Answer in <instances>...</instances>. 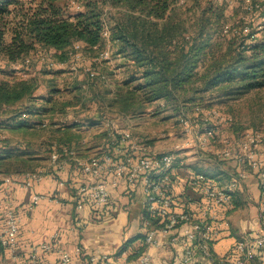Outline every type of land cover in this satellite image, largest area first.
Returning a JSON list of instances; mask_svg holds the SVG:
<instances>
[{
	"label": "trees",
	"instance_id": "trees-1",
	"mask_svg": "<svg viewBox=\"0 0 264 264\" xmlns=\"http://www.w3.org/2000/svg\"><path fill=\"white\" fill-rule=\"evenodd\" d=\"M179 2L180 0H0V55L7 66L21 63V67H27L24 60L31 52L53 50L55 61L64 64L70 59L72 53L69 48L74 44H81L82 55L90 58H98L108 45L110 60L97 61L94 71L99 77L89 79L94 92L89 101L96 102L97 112L101 114L108 110L119 115L138 117L155 106L158 113L171 108L177 111L179 117L188 108L192 112L196 107L203 111L209 110L201 107L208 97L219 104L264 89V17L258 31L251 29L250 34L244 35L243 21H240L238 31L230 29L231 32L227 34L224 31L227 26L224 23L223 3L214 1L202 7L200 0ZM9 17L16 20L17 27L11 40L5 42L6 20ZM186 24H191L192 33L188 31ZM104 33L108 34V38L104 37ZM226 35L232 38L234 50L229 48V51L221 54L216 42L221 37L228 38ZM110 61L117 63L113 68L104 67ZM116 70L121 78L116 77ZM48 73L52 74L53 81H48L45 96L35 95L38 84L34 80L0 81V115L10 113L9 117L0 122L1 133L3 130L46 128L49 125H46V121L52 123L55 115L58 117L64 114L67 107L79 103L86 105L79 96L78 86L65 89L78 93L73 100L61 101L64 92L54 82L63 73L59 70ZM232 125L233 121L227 128ZM79 127L78 124L64 125L51 130L52 140L46 151L47 158L56 152L60 160L64 159V148L77 155L72 147L76 146L79 138L73 132L78 131ZM1 133L2 177L35 173L44 168L42 162L47 158L33 157L26 151L11 148L10 142L1 138ZM108 135L109 131L103 133L101 138L110 146ZM72 142H75L74 146L70 145ZM140 143L147 146L150 144L149 141ZM182 160L179 153H173L172 168L178 167ZM216 162L220 165L224 163ZM191 169L193 175L204 176L220 185L231 179L217 171L205 173L199 168ZM244 171L246 172L245 169ZM77 173L80 174L78 171ZM220 176L222 178L218 180ZM258 182L262 202L264 180ZM186 188L197 193L189 181ZM232 195L233 205L228 212L236 208L235 194ZM142 208V222L149 223L148 229L162 227L164 219L150 216ZM146 231L141 226L140 233L120 247L117 255L126 254V263L136 264L146 253ZM236 243L232 246L226 263L214 256L211 261L202 257L198 259L209 264H233ZM1 250L5 251L0 245ZM262 250L255 249L252 260Z\"/></svg>",
	"mask_w": 264,
	"mask_h": 264
},
{
	"label": "crops",
	"instance_id": "crops-1",
	"mask_svg": "<svg viewBox=\"0 0 264 264\" xmlns=\"http://www.w3.org/2000/svg\"><path fill=\"white\" fill-rule=\"evenodd\" d=\"M116 63V61H110L104 67L113 68ZM116 72L119 73L117 70ZM119 76L121 75L118 74L116 77L119 78ZM71 86L72 83H69L65 89H70ZM111 90H113L112 86ZM80 106L82 105L67 107L65 115ZM89 112H91V116L86 121L85 119H74L78 125L87 122L86 126L84 125L85 134L89 133L86 142L84 139L82 144V140L79 138V133H82L80 132L81 127L78 131L73 132V135L79 139L76 146L72 148L77 152L76 156L82 159L93 156L104 147H108L101 135L114 130L127 133L132 140L137 142L149 141L150 149L155 152L176 153L173 144L168 142L164 144L152 143L150 138L144 136L145 134L138 136L132 134L134 128H131L130 124L136 119H143L146 115L132 117L114 114L108 110L101 114L97 112V104L94 101H89ZM148 112L149 110H146V113ZM111 117L114 118L111 119ZM66 119L73 118L69 115L64 116L63 120L58 121L57 119V122L52 123V127L58 126L59 129L64 125L67 126ZM6 131H12L17 135V133L28 130ZM148 135L154 136L155 134L151 132ZM171 136V132L161 135V137L169 138ZM14 137V135L8 136V138H12V140L8 139L9 142L14 144L18 141L20 143L16 144V147L10 144L11 148L26 151L33 157L44 158L43 155L31 153L25 148L28 146L29 140L13 139ZM90 141H98V144L96 146L90 145ZM221 141L222 138L217 133L211 142L220 144ZM21 144L23 145L21 146ZM74 144L75 142H72L70 145L74 146ZM111 154L115 155L117 159H120L122 155L117 150L111 151ZM256 154L257 158L264 162V146H260ZM179 155L183 160L178 167L172 169L171 194L174 200L172 210L174 212H189L194 219L199 215L200 203L198 194L186 188L187 181L193 175L191 166L200 170L201 165L210 162L211 170L223 173L229 178L234 177L237 171L241 169H245L249 174L245 180L238 183L237 189L233 193L235 194L236 204L234 206L236 205V208L224 215L219 214V219L226 222L227 226L221 225L212 242L211 251L216 259L226 263L231 248L236 242L253 241L264 237V205L260 202L259 182L254 175L250 174L249 168L240 167L234 161L222 162L220 165L207 154L191 149L184 150ZM48 160L49 158L46 159V161ZM190 160L192 163H189ZM46 161L42 162L44 168L47 164ZM50 171L52 173L44 175L29 189H25L21 185L23 182L22 175H18L17 178L15 175H11V181L7 183L0 181V220H2V212L9 209L14 211L18 219L15 248L12 252L0 251V264H65L61 260L62 255H72L76 248H80L81 255L72 257L69 264H86V260L91 254L108 256L110 264H128L125 261L126 254L119 256L117 253L125 242L141 231L143 219L142 185L138 184L134 189L128 190L123 183H120L116 187L109 188V201L100 210L91 211L86 205L81 210H77L76 189L83 185L93 184L96 180L88 179L77 173L70 164L65 166L64 171L56 172L55 169ZM220 178L222 176L217 179ZM102 179L109 182L112 177L103 176ZM60 181L65 182L63 187L59 186ZM34 195L40 196V198L33 204L32 197ZM172 234L180 235L179 229L173 231ZM158 240L161 242V246L158 248L148 247L145 253L149 256L151 264H179L184 242L171 245L167 238L158 237ZM45 244L51 246L50 252L40 250V247ZM198 260L200 264H209L202 259ZM247 264H264V248L255 260Z\"/></svg>",
	"mask_w": 264,
	"mask_h": 264
},
{
	"label": "built area",
	"instance_id": "built-area-1",
	"mask_svg": "<svg viewBox=\"0 0 264 264\" xmlns=\"http://www.w3.org/2000/svg\"><path fill=\"white\" fill-rule=\"evenodd\" d=\"M243 1L246 13L259 9L253 0ZM179 3H183V0H180ZM241 20L243 21L242 18ZM250 32L249 26L245 24L242 33L248 35ZM104 37L108 38V34L104 33ZM76 45L73 47L80 52L82 45ZM106 48L96 58L97 60H110L108 57L110 47L107 45ZM76 53L74 51L73 55ZM27 62V60L24 61V63ZM62 64L56 62L52 67L61 70ZM86 76L88 80L99 77L91 68L86 69ZM193 113L196 119L188 118L183 112L179 116L178 126L183 144L178 152L191 149L201 151L216 161H234L240 167L247 166L250 174L254 175L256 179L264 180V162L260 161L256 154L259 147L264 146V136L252 133L246 134L238 140L226 138L221 141L222 148L213 151L211 148L209 149V142L219 130L227 128L232 123V119L216 110L205 112L199 107H196ZM108 136L111 141L110 146L104 147L92 157L82 159L76 157L73 151L64 148L62 150L65 154L64 159L60 160V156L56 152H53L49 158L47 168L50 170L55 169L56 172H60L67 164L71 163L81 175L96 180L93 184L83 185L76 189V209L81 210L86 205L91 211L100 210L109 201L110 187H116L123 183L128 190H131L140 184L143 192L142 206L146 213L164 219L161 224L162 227L159 229H148L149 223L147 221L142 222V228L147 230L145 239L147 246L160 247L161 242L158 237L167 238L171 245H178L182 241L184 245L179 259L180 264H199L197 260L199 256L211 261L213 256L211 243L217 236L221 225L227 226L226 222L219 219V214L224 215L232 209V194L237 189L238 183L245 180L249 174L244 170H238L235 176L224 185L201 175H192L188 181L197 191L201 203L199 215L194 219L189 212H174L172 210L174 206L171 195L173 153L155 152L149 146L132 140L127 133L114 130L109 132ZM115 137L118 138V142ZM1 138L3 139L2 136ZM113 150L119 151L122 158L115 159V155L111 154ZM46 170L42 168L35 173L23 174L21 185L25 189L31 188L33 183L41 180ZM103 176H111L112 179L109 182L104 181ZM1 181L10 182L11 176L2 177ZM64 185L65 182H59L60 187ZM39 198L38 196L33 197L32 203H36ZM262 203H264V197ZM1 219L0 245L5 251L12 252L17 241L18 219L11 209L3 211ZM177 229H179L180 235L172 234ZM257 248H264V237L253 241L237 242L233 264H247L254 258ZM40 250L50 252L51 246L49 244L42 245ZM80 255V248H76L72 255H62L61 260L68 264L72 257H79ZM86 264H110L109 257L91 254L88 256ZM136 264H151V261L149 256L144 254Z\"/></svg>",
	"mask_w": 264,
	"mask_h": 264
},
{
	"label": "rangeland",
	"instance_id": "rangeland-1",
	"mask_svg": "<svg viewBox=\"0 0 264 264\" xmlns=\"http://www.w3.org/2000/svg\"><path fill=\"white\" fill-rule=\"evenodd\" d=\"M193 0H189L191 3ZM202 7H205L204 5H207L209 2L213 3L214 1L217 3H223L225 6V12H224V23L226 24L224 31L229 34L231 31L230 29H234L238 31V27L240 26V21L242 22L241 18L243 19V25L250 26V30L252 29L254 32L258 31L259 24L261 23L263 17H264V0H253L254 4H257L259 6V9L257 11L244 14V1L243 0H200ZM192 15V14H190ZM185 17V16H183ZM193 19V15L190 16ZM246 19V20H245ZM184 20V19H183ZM7 25L5 28V35H4V41L9 42L14 34V29L17 27L16 20H13L12 17H9L7 20ZM185 21V20H184ZM185 25V24H184ZM187 29L190 33H192L191 24H186ZM185 26V27H186ZM223 27V28H224ZM225 36V35H223ZM228 36V35H226ZM258 38V35H257ZM232 38L228 36V38H219V40L216 42L217 48H219V53L224 54L225 52L231 50H234L232 43ZM76 45V44H75ZM74 45V46H75ZM76 46H80V44H77ZM107 49V48H106ZM69 51L72 53V56L70 60H68L67 63L62 64V69L59 71H62V75L55 80V85L63 90V98L60 99L61 101H67L73 100L76 92L73 90H65L67 84L72 83V86H78L80 89L79 96L80 98L84 100V103L86 105L80 106L76 110H73L70 112L69 117L72 116L73 119H66L65 123L67 125H74L77 123L74 122V119H89L91 116V112H89V99L93 96V89L92 85L89 83V80L86 76V69H93L96 68L95 64L97 61L96 58H90L87 56H83L81 51L79 52L76 48L72 47L69 48ZM74 51L77 53L73 55ZM0 55V81L2 80H8L10 82H18L21 81V79H31L34 80L38 84V89L36 91V96H45L47 93V84L48 81L52 80V74L48 73L51 70H58L55 67H52L56 61L54 58V51L53 50H37L35 52H31L29 55L26 56V59L28 62L25 63L27 67H21V63L12 64L11 66H7L6 62L1 58ZM108 57H111V53H108ZM24 60V61H25ZM99 68V67H98ZM4 74V76H3ZM122 76H119L121 78ZM52 83V82H51ZM74 92V93H73ZM205 101V104L203 103L201 107L209 110H205V112H209L212 108L213 110H216L220 112L221 114L228 116L232 119L233 125L230 128L221 129L218 131V136L223 139H233L238 140L242 139L246 134H252V133H260L264 135V89L256 92H252L242 98L239 99H233V100H225L223 102H217L214 99H209ZM79 104L73 105L76 107ZM211 109V110H212ZM149 112L146 113L145 117L143 119H136L133 123L130 124L131 128H134L132 134L133 135H142L147 136L150 138V141L152 143H158V144H164V143H170L173 144L174 150H177V153H181L182 151L178 150L181 148L183 144V139L180 135L179 126H178V114L177 111H174L171 108H168L160 113H158L157 108L155 106H152L151 108H148ZM186 115L190 119H196L195 114L192 112L191 108H188L185 110ZM10 113L8 115L3 116L0 115V120H2L5 117H9ZM66 112L62 115H59L58 118L55 115V118L53 119L52 123L57 122L60 120H63ZM114 115L113 113H111ZM114 117H111L113 119ZM48 120V119H46ZM52 123H48L46 121V125H48L46 128H38L37 130H28L26 132H20L17 133V135L12 131H6L3 130L1 133L3 139H9L12 140V135L15 137L13 139H21V140H29L28 146H25V148L34 154H41L46 159L48 157V154L46 151H48V146L51 143L52 140V134L51 130H55L58 126H53ZM121 125V122H119ZM87 124V122L85 123ZM85 124L82 125V123L79 124V126L83 129H81L79 133V138H81V143L83 144V140L86 142L89 138V133L85 134ZM123 124V123H122ZM85 125V126H84ZM79 127V128H80ZM154 132V136L148 135V133ZM172 133V136L169 137H161V135L165 133ZM87 139V140H86ZM8 140V141H9ZM20 142L16 141L13 145V147H16ZM98 144V141H90V145L96 146ZM23 144H21L22 146ZM20 147V146H18ZM212 149L213 151L220 150L222 148V144L217 142H209V149ZM184 151V150H183ZM92 157V156H90ZM190 157V156H189ZM47 164L45 165V168L47 169L45 172V175H49L52 173L50 169H48V163L49 161H46ZM189 163H192V160L189 161ZM208 165V166H207ZM211 163H205V165H201L200 171L205 173H211L210 168ZM192 167V166H191ZM64 171V169H63ZM8 177V176H7ZM2 176L0 175V181ZM34 184V183H33ZM32 184V185H33ZM32 187V186H31ZM37 195H34L33 197H36ZM32 197V198H33ZM40 197V196H38ZM69 264V263H68Z\"/></svg>",
	"mask_w": 264,
	"mask_h": 264
}]
</instances>
